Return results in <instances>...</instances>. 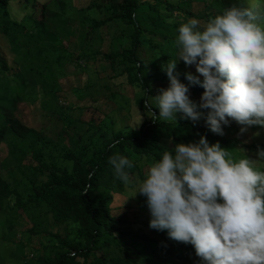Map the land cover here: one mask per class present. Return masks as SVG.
Returning <instances> with one entry per match:
<instances>
[{"label":"trees","instance_id":"1","mask_svg":"<svg viewBox=\"0 0 264 264\" xmlns=\"http://www.w3.org/2000/svg\"><path fill=\"white\" fill-rule=\"evenodd\" d=\"M79 2L0 0V211L5 204L29 222L17 230L0 219V244L12 245L18 264H197L190 244L148 227L145 198L133 195V184L176 143L203 135L253 153L264 149V129L240 133L230 121L217 135L202 118L154 121L151 96L168 85L161 65L176 55L181 23H204L232 3L264 9V0ZM175 69L186 85L184 73L198 75L182 60ZM124 85L137 89V107L151 112L135 130L119 126L114 114ZM202 91L188 86L197 103ZM14 138L22 157L11 166L6 153ZM115 152L133 163L130 183L114 176L108 158ZM120 194L136 206H113Z\"/></svg>","mask_w":264,"mask_h":264},{"label":"clouds","instance_id":"2","mask_svg":"<svg viewBox=\"0 0 264 264\" xmlns=\"http://www.w3.org/2000/svg\"><path fill=\"white\" fill-rule=\"evenodd\" d=\"M173 44L176 55L161 65L168 85L151 96L158 110L152 120L202 118L217 135L230 121L240 133L264 129V9L232 3L204 23L189 18ZM178 60L198 74L184 73L187 85L178 79ZM192 84L203 89L198 103L188 95ZM240 152L201 135L164 150L133 184V195L145 198L148 227L190 244L197 264H264V149L255 159ZM108 163L115 178L130 183L128 157L115 152Z\"/></svg>","mask_w":264,"mask_h":264},{"label":"rangeland","instance_id":"3","mask_svg":"<svg viewBox=\"0 0 264 264\" xmlns=\"http://www.w3.org/2000/svg\"><path fill=\"white\" fill-rule=\"evenodd\" d=\"M84 1V0H81ZM70 4H77L79 0H69ZM80 3V2H79ZM83 64V63H82ZM88 76H90V80L92 81L95 79V71L92 65H89L88 67ZM86 72L79 71V75L83 78H86L87 75ZM92 78V79H91ZM128 87L123 86L121 88V91L119 93V96L117 97L116 104L120 109L114 113L117 117L119 126H124L126 129H132L135 130L139 126V124L149 117L151 112L149 110L141 111L137 107V101L140 96L139 91L137 89H133L132 87L130 89H127ZM63 102V101H62ZM87 116L90 115V113L86 114ZM34 117V124L38 121V114L30 115V118ZM19 145V139L14 138L13 140H10V144L8 147V151L6 153V161L9 165L13 166L16 162L21 160V153L18 152L19 148L17 146ZM229 150L234 153L235 155H240L241 152L239 149L232 147L229 148ZM249 158L255 159L256 158V152H246L244 153ZM234 155V156H235ZM20 158V159H19ZM260 166V165H258ZM113 206H119V207H125L126 209L130 210L131 207L136 206V203L134 200H132L129 197H126L125 195H117L115 197V201L112 204ZM0 219L5 220L9 222L12 220L14 228L17 230H22L26 227H28L29 222L21 218L17 214L9 213V211L5 208V204L3 205V209L1 208L0 211ZM43 226V225H42ZM1 235V233H0ZM1 239V238H0ZM15 250V249H14ZM13 250V247L11 244H7V246H2L0 244V264H18V257L20 254H16ZM13 253V254H12ZM2 256V257H1Z\"/></svg>","mask_w":264,"mask_h":264}]
</instances>
